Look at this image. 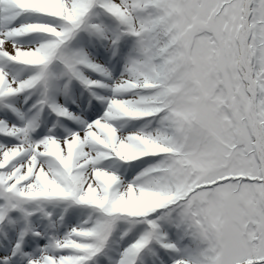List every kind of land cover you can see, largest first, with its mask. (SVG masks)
<instances>
[{
	"label": "snow or ice",
	"instance_id": "1",
	"mask_svg": "<svg viewBox=\"0 0 264 264\" xmlns=\"http://www.w3.org/2000/svg\"><path fill=\"white\" fill-rule=\"evenodd\" d=\"M0 264H264V0H0Z\"/></svg>",
	"mask_w": 264,
	"mask_h": 264
}]
</instances>
